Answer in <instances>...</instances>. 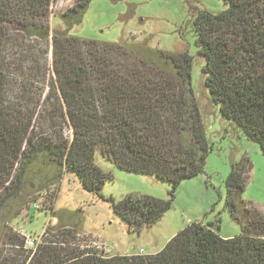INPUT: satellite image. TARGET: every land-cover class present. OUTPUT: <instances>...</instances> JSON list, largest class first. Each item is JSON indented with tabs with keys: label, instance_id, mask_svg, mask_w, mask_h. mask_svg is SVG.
Instances as JSON below:
<instances>
[{
	"label": "trees",
	"instance_id": "obj_1",
	"mask_svg": "<svg viewBox=\"0 0 264 264\" xmlns=\"http://www.w3.org/2000/svg\"><path fill=\"white\" fill-rule=\"evenodd\" d=\"M55 1L0 0V223L21 214L29 193L48 191L70 173L108 202L129 230L153 227L173 208L180 185L205 173L214 150L192 87L194 57L154 49L149 39L113 43L72 35L94 0H76L51 32L35 19L49 18ZM223 1L227 10H202L194 23L205 86L222 117L264 152V0ZM11 24L24 25L33 37L13 35ZM51 33L54 81L46 85L44 70L35 72L41 67L26 66L31 57L42 62L45 49L28 40L46 41ZM56 105L64 124L53 118ZM50 113L48 122L42 120ZM97 153L120 170L171 184L168 198L105 197L103 188L115 177L99 168ZM252 172L244 155L232 162L225 181V210L242 229L233 238L217 234L219 218L189 225L156 255L104 258L78 247L69 253L48 245L26 250L24 237L5 230L3 243L14 254L0 251V264H264V212L244 198Z\"/></svg>",
	"mask_w": 264,
	"mask_h": 264
},
{
	"label": "rangeland",
	"instance_id": "obj_2",
	"mask_svg": "<svg viewBox=\"0 0 264 264\" xmlns=\"http://www.w3.org/2000/svg\"><path fill=\"white\" fill-rule=\"evenodd\" d=\"M75 1H55L50 17H37L36 23L43 24L52 32L61 23L59 16L72 7ZM228 7L223 0H94L90 4L82 24L71 31L72 35L113 43H138L149 39L154 49L189 53L194 57L192 87L204 118L207 138L214 150L208 157L205 173L183 182L177 191L173 208L156 225L140 232L129 230L114 214L108 202L86 192L76 175L64 173L62 181L48 191L34 190L28 194L25 205H30V209L26 206L9 224L0 223V251L4 257L14 254L13 249L3 243L1 236L5 230L17 232L25 241H36L37 246L33 251L48 245L58 249V252L69 253L78 247L90 249L93 254L104 258L156 255L189 225L200 222L209 224L219 218L220 228L216 232L221 238L238 236L242 229L225 210V181L231 173L232 162H239L244 155H248L253 163L244 198L264 212V152L235 123L224 119L219 107L210 102L202 73L205 61L199 57L196 47L194 23L198 13L202 10L220 13ZM8 28L13 35L20 33L33 37L24 25L11 24ZM28 41L30 45L45 49L50 64L42 55V62L31 57V62L26 66L28 69H33L34 65L41 67L35 72L42 73L44 70L41 83L47 85L52 79L54 81L50 71L53 69L52 33L46 41H37L35 38ZM15 74L17 82L23 84L19 73ZM26 76L29 77L28 74ZM13 88L15 95L22 98L21 93ZM33 93L38 98L37 91ZM33 102L29 103L31 111L36 108ZM56 108L57 114L53 118L64 124L62 107L56 105ZM51 113L42 120L48 122L52 118ZM40 125L45 127V123ZM64 133L72 138V132L67 127ZM96 164L115 177L113 182L104 186L102 194L105 197L112 196L119 201L128 194L140 193L163 200L168 198L171 189L169 183L153 176L120 170L100 153L96 155ZM69 231L72 232L70 235L67 233Z\"/></svg>",
	"mask_w": 264,
	"mask_h": 264
},
{
	"label": "built area",
	"instance_id": "obj_3",
	"mask_svg": "<svg viewBox=\"0 0 264 264\" xmlns=\"http://www.w3.org/2000/svg\"><path fill=\"white\" fill-rule=\"evenodd\" d=\"M61 2H65V1H61ZM36 246H37L36 241H30V240L25 241V249L27 250H35Z\"/></svg>",
	"mask_w": 264,
	"mask_h": 264
},
{
	"label": "crops",
	"instance_id": "obj_4",
	"mask_svg": "<svg viewBox=\"0 0 264 264\" xmlns=\"http://www.w3.org/2000/svg\"><path fill=\"white\" fill-rule=\"evenodd\" d=\"M212 223V222H211ZM225 239H228L227 237H224Z\"/></svg>",
	"mask_w": 264,
	"mask_h": 264
}]
</instances>
